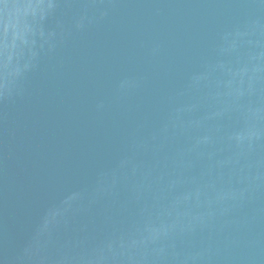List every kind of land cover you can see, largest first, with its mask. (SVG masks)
I'll return each instance as SVG.
<instances>
[{"label":"water","instance_id":"water-1","mask_svg":"<svg viewBox=\"0 0 264 264\" xmlns=\"http://www.w3.org/2000/svg\"><path fill=\"white\" fill-rule=\"evenodd\" d=\"M0 264H252L77 0H0Z\"/></svg>","mask_w":264,"mask_h":264}]
</instances>
